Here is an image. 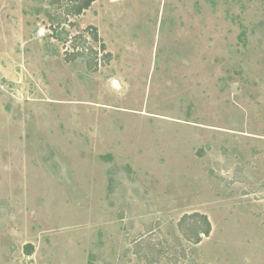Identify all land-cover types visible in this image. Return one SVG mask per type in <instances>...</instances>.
Wrapping results in <instances>:
<instances>
[{"label":"rangeland","instance_id":"rangeland-1","mask_svg":"<svg viewBox=\"0 0 264 264\" xmlns=\"http://www.w3.org/2000/svg\"><path fill=\"white\" fill-rule=\"evenodd\" d=\"M76 4L0 0V264H264V0Z\"/></svg>","mask_w":264,"mask_h":264},{"label":"trees","instance_id":"trees-1","mask_svg":"<svg viewBox=\"0 0 264 264\" xmlns=\"http://www.w3.org/2000/svg\"><path fill=\"white\" fill-rule=\"evenodd\" d=\"M97 0H77L76 7L74 8V15L78 16L81 15L86 10L90 9L92 4L96 2ZM94 37L97 38L96 33L94 34ZM192 220L193 223L197 227H195V232L193 233L194 236L189 238L190 241H192L195 244H199L202 241L203 236H209L211 233V224L209 222V219L207 216L194 213L191 215L184 216L183 221ZM31 247V246H27Z\"/></svg>","mask_w":264,"mask_h":264}]
</instances>
